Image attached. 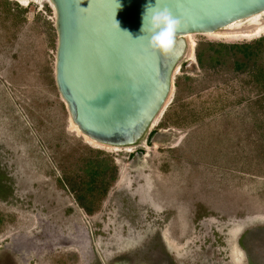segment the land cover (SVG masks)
<instances>
[{"label":"rangeland","instance_id":"obj_1","mask_svg":"<svg viewBox=\"0 0 264 264\" xmlns=\"http://www.w3.org/2000/svg\"><path fill=\"white\" fill-rule=\"evenodd\" d=\"M55 20L0 0V264H264L260 67L184 58L145 138L100 148L70 127Z\"/></svg>","mask_w":264,"mask_h":264},{"label":"water","instance_id":"obj_2","mask_svg":"<svg viewBox=\"0 0 264 264\" xmlns=\"http://www.w3.org/2000/svg\"><path fill=\"white\" fill-rule=\"evenodd\" d=\"M51 2L60 95L83 133L118 147L140 143L165 111L185 58L186 34L221 29L264 11V0H159L161 9L182 21L175 55L165 58L141 32L145 8L156 0Z\"/></svg>","mask_w":264,"mask_h":264},{"label":"clouds","instance_id":"obj_3","mask_svg":"<svg viewBox=\"0 0 264 264\" xmlns=\"http://www.w3.org/2000/svg\"><path fill=\"white\" fill-rule=\"evenodd\" d=\"M119 6L117 4V8ZM115 23L118 30H120L118 22ZM146 24L149 26L146 27ZM181 27L182 21L175 18L167 7L161 9L159 0H156L155 5L149 4L146 6L142 16L141 32L147 33L148 46L154 52H159L165 58L175 55L177 32ZM183 27L187 28L188 25L183 23ZM127 34L131 35L130 33ZM139 38H144V35Z\"/></svg>","mask_w":264,"mask_h":264},{"label":"trees","instance_id":"obj_4","mask_svg":"<svg viewBox=\"0 0 264 264\" xmlns=\"http://www.w3.org/2000/svg\"><path fill=\"white\" fill-rule=\"evenodd\" d=\"M264 51V36L251 43H212V42H201L197 45L196 48V57L199 64L202 67H206L207 64L212 63L214 60H218L222 53L228 56L229 54L235 55L237 58L234 59V62L238 65L239 68H251L254 70L255 67H260V76L264 73V65L259 63L261 60V52ZM264 77V76H263ZM177 86H179L177 84ZM95 179L88 181L89 191L96 190L97 186L94 185ZM103 192L107 191V187L102 180ZM101 182V183H102ZM107 184V183H106Z\"/></svg>","mask_w":264,"mask_h":264},{"label":"bare ground","instance_id":"obj_5","mask_svg":"<svg viewBox=\"0 0 264 264\" xmlns=\"http://www.w3.org/2000/svg\"><path fill=\"white\" fill-rule=\"evenodd\" d=\"M16 1H18L24 5L29 2V0H16ZM50 2H51V0H50ZM51 4L53 5V7L55 9L54 4L52 2H51ZM193 34H196V33H189V34H186L184 36L185 40L187 42V49H186V53H185V58L192 60V61H195L196 60V50H195L196 42L194 40ZM200 34L212 35V36H216L218 38H228V39H235V40L236 39L237 40L238 39H253V38L260 37L264 34V11L254 15V16H251L247 19L236 21V22H234L228 26H225L221 29H217L214 31L206 32V33H200ZM62 100H63V98H62ZM155 123L156 122H154V124ZM70 127H71V129L75 130L79 135H82L92 145L100 147V148L108 147V148L118 149V148H131V147H133V146L118 147V146H112V145L100 143V142L96 141L95 139H92L91 137H89L85 133H83L81 131V129L79 128L78 124L75 123V121L72 119V117L70 118Z\"/></svg>","mask_w":264,"mask_h":264}]
</instances>
